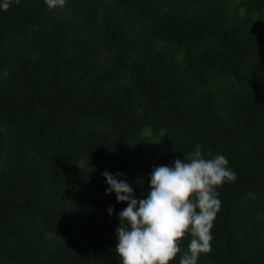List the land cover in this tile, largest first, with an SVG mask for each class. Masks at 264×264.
<instances>
[{
	"label": "trees",
	"instance_id": "1",
	"mask_svg": "<svg viewBox=\"0 0 264 264\" xmlns=\"http://www.w3.org/2000/svg\"><path fill=\"white\" fill-rule=\"evenodd\" d=\"M197 149L237 175L197 264H264V0L0 9V264H121L101 174L146 199Z\"/></svg>",
	"mask_w": 264,
	"mask_h": 264
},
{
	"label": "clouds",
	"instance_id": "2",
	"mask_svg": "<svg viewBox=\"0 0 264 264\" xmlns=\"http://www.w3.org/2000/svg\"><path fill=\"white\" fill-rule=\"evenodd\" d=\"M45 3L51 10L64 7L66 0ZM10 6L11 0L0 3L4 11ZM228 165L224 155L206 159L197 149L188 162L176 159L171 166H154L147 198L139 200L126 178L119 179L123 173L105 170L101 175L108 185L106 193L114 192L117 202H127L116 229L115 251L121 264H170L177 254H181L179 264H197L201 253H210L211 229L221 208L217 188L237 179ZM107 211L112 215L113 208ZM186 235L192 238L182 252L180 244Z\"/></svg>",
	"mask_w": 264,
	"mask_h": 264
}]
</instances>
